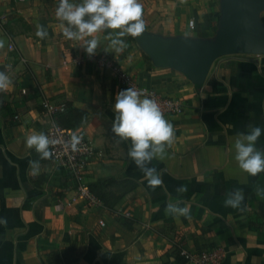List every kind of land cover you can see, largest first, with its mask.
Wrapping results in <instances>:
<instances>
[{
  "label": "crops",
  "instance_id": "1",
  "mask_svg": "<svg viewBox=\"0 0 264 264\" xmlns=\"http://www.w3.org/2000/svg\"><path fill=\"white\" fill-rule=\"evenodd\" d=\"M259 1L257 21L264 28ZM139 3L142 34L170 42L218 39L222 0ZM58 4L0 0V72L12 81L0 93V220H6L0 223V264H187L174 249L179 245L192 252L219 247L222 264H264V199L256 194L257 186L264 188V172H243L234 150L237 133L250 131L249 124L264 129V56L219 58L198 85L178 68L155 65L137 37H122L127 47L115 52L106 37L119 29L94 34L96 54L111 56L140 86L183 102L181 114L164 115L174 138L163 159L149 165L163 179L153 188L127 156L130 141L111 131L115 96L125 90L113 72L92 62L63 66L86 52L80 41L62 35ZM37 26L45 38L36 36ZM43 100L86 112L73 129L94 148L83 176L100 204L72 202L74 180L51 159L40 163L38 175L30 174L36 151L25 138L45 133L52 122ZM256 147L264 151V133ZM180 186L187 191L178 193ZM237 188L244 192L243 210L224 205L225 194ZM169 200L189 207V216L166 213ZM118 209L130 219L117 217Z\"/></svg>",
  "mask_w": 264,
  "mask_h": 264
},
{
  "label": "clouds",
  "instance_id": "2",
  "mask_svg": "<svg viewBox=\"0 0 264 264\" xmlns=\"http://www.w3.org/2000/svg\"><path fill=\"white\" fill-rule=\"evenodd\" d=\"M55 15L61 21L62 35L68 40L80 41L79 45L90 57L96 54L100 46V41L94 38L95 33L119 29L115 33L109 32L106 39L110 41L109 48L121 52L127 47L122 37H138L146 30L143 6L139 0H59ZM35 34L41 39L47 36L46 30L41 26H37ZM4 44L5 41L0 39V49ZM11 84L9 76L0 72V93ZM112 109L114 120L111 131L120 140L130 141L127 156L143 172L148 185L153 188L161 186L162 176L155 167L149 165L154 158L163 159L165 146L170 145L174 138L173 125L164 118L155 100L132 87L116 94ZM248 128L250 131L237 133L234 141L235 161L243 172L256 176L264 172V151L256 147L264 129L251 124ZM81 139L73 134L70 140L65 142V147L77 151ZM59 143V140L49 139L43 132L33 133L25 138L27 148L34 149L39 154V159L29 161L31 175L39 174L40 160L51 159V146ZM176 191L183 193L187 188L180 186ZM256 194L264 199V188L257 186ZM244 198L243 189H233L225 194L224 205L243 210L241 205ZM180 203L179 200H169L165 206L166 213L188 217L189 207H181ZM0 223H6V220H0Z\"/></svg>",
  "mask_w": 264,
  "mask_h": 264
},
{
  "label": "water",
  "instance_id": "3",
  "mask_svg": "<svg viewBox=\"0 0 264 264\" xmlns=\"http://www.w3.org/2000/svg\"><path fill=\"white\" fill-rule=\"evenodd\" d=\"M262 7L259 0H222L219 36L213 44L185 39L170 42L146 34L137 40L155 65L178 68L200 85L219 58L264 56V28L257 21Z\"/></svg>",
  "mask_w": 264,
  "mask_h": 264
},
{
  "label": "built area",
  "instance_id": "4",
  "mask_svg": "<svg viewBox=\"0 0 264 264\" xmlns=\"http://www.w3.org/2000/svg\"><path fill=\"white\" fill-rule=\"evenodd\" d=\"M192 25L193 22L189 21L188 26L191 27ZM22 62H24V60H22ZM83 62H92L98 67L111 70L121 88L127 89L132 87L141 91L144 96H147L158 103L163 115L176 116L182 113L184 105L181 100L162 96L150 88L140 86L137 81L109 55L95 54L90 57L86 54L80 57L75 56L69 62L64 61L63 66L67 68L70 63L78 66ZM41 105L52 118L50 127L46 130L45 134L49 137V139L60 141L59 144L51 146V151L53 153L51 160L53 163L62 166L74 180L75 195L72 198V202H76L78 199H81L91 204H100L91 193L89 187L86 185L83 176V170L86 168L90 159L95 155L92 144L84 137V134L81 131L65 129L55 123L53 116L56 113H60L65 110L64 103L55 104L48 102L47 100H43ZM15 119H17V117H15ZM73 134L82 138L80 144L77 145V151H72L70 147H65V142L69 141ZM116 213L118 217L124 219H130L131 217L130 212L123 209H118ZM99 225L103 226V223L99 222ZM178 255L187 264H222L224 252L219 247L208 248L200 252H192L179 245Z\"/></svg>",
  "mask_w": 264,
  "mask_h": 264
},
{
  "label": "trees",
  "instance_id": "5",
  "mask_svg": "<svg viewBox=\"0 0 264 264\" xmlns=\"http://www.w3.org/2000/svg\"><path fill=\"white\" fill-rule=\"evenodd\" d=\"M65 104V110L63 112L60 113H56L53 118L55 123L65 129H73L75 127H77L80 123H82V121L85 120L87 114L86 112L73 108L72 105L67 102L64 103ZM32 160H37L39 159V154L36 152H32ZM50 161V159L47 160H40L41 162H48ZM133 189V186H130V189ZM91 193H93V189L90 188ZM100 198H102L104 204L106 206H111V203L109 204L107 200H105L103 197L100 196ZM118 217V216H117ZM175 251L177 252L178 255V251L177 249L174 247ZM182 262L185 263V261L181 258Z\"/></svg>",
  "mask_w": 264,
  "mask_h": 264
},
{
  "label": "rangeland",
  "instance_id": "6",
  "mask_svg": "<svg viewBox=\"0 0 264 264\" xmlns=\"http://www.w3.org/2000/svg\"><path fill=\"white\" fill-rule=\"evenodd\" d=\"M243 56H245V55H243Z\"/></svg>",
  "mask_w": 264,
  "mask_h": 264
}]
</instances>
